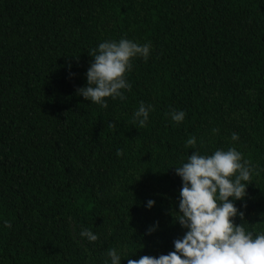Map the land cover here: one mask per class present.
<instances>
[{
  "label": "trees",
  "instance_id": "trees-1",
  "mask_svg": "<svg viewBox=\"0 0 264 264\" xmlns=\"http://www.w3.org/2000/svg\"><path fill=\"white\" fill-rule=\"evenodd\" d=\"M121 38L150 55L132 61L126 99L103 108L76 90L92 50ZM141 102L153 107L145 126ZM230 147L253 167L235 222L264 232V0H0V264L173 251L185 231L171 216L175 166Z\"/></svg>",
  "mask_w": 264,
  "mask_h": 264
},
{
  "label": "clouds",
  "instance_id": "clouds-1",
  "mask_svg": "<svg viewBox=\"0 0 264 264\" xmlns=\"http://www.w3.org/2000/svg\"><path fill=\"white\" fill-rule=\"evenodd\" d=\"M150 49V44L141 45L126 38L100 43L90 54L93 62L86 72L87 83L76 90L77 95L103 108L108 107V98L126 99L125 92L131 91L127 73L133 68L132 61L147 60ZM151 111L152 105L141 102L133 114L134 122L145 126ZM169 115L180 124L186 113L173 110ZM231 140L238 141V134L232 133ZM186 143L194 149L196 138L190 137ZM116 155L122 156L123 151L117 150ZM252 172L251 162L235 147L217 149L211 155L194 150L186 162L175 166L182 187L178 211L171 216L185 230L183 236L173 241V251L158 257H128L127 264H264V232L254 234L243 223L235 222L237 217L243 220L244 212L235 202L246 197ZM154 205L155 200L147 201L148 209ZM4 227L10 228L11 224L5 221ZM158 228L156 222L149 234ZM79 237L88 242L98 240V235L88 229H81ZM107 256L110 264H121V252L117 249H110Z\"/></svg>",
  "mask_w": 264,
  "mask_h": 264
}]
</instances>
